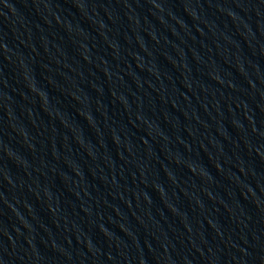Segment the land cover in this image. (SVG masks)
<instances>
[{
	"label": "water",
	"instance_id": "water-1",
	"mask_svg": "<svg viewBox=\"0 0 264 264\" xmlns=\"http://www.w3.org/2000/svg\"><path fill=\"white\" fill-rule=\"evenodd\" d=\"M0 264H264V0H0Z\"/></svg>",
	"mask_w": 264,
	"mask_h": 264
}]
</instances>
